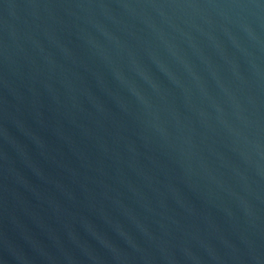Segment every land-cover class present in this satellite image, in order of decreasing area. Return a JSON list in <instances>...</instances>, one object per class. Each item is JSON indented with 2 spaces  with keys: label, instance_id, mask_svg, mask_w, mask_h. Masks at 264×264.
<instances>
[{
  "label": "water",
  "instance_id": "water-1",
  "mask_svg": "<svg viewBox=\"0 0 264 264\" xmlns=\"http://www.w3.org/2000/svg\"><path fill=\"white\" fill-rule=\"evenodd\" d=\"M0 264H264V0H0Z\"/></svg>",
  "mask_w": 264,
  "mask_h": 264
}]
</instances>
